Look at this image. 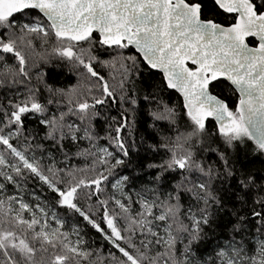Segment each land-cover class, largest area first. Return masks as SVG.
Here are the masks:
<instances>
[{
  "label": "snow or ice",
  "instance_id": "6c2138e0",
  "mask_svg": "<svg viewBox=\"0 0 264 264\" xmlns=\"http://www.w3.org/2000/svg\"><path fill=\"white\" fill-rule=\"evenodd\" d=\"M0 264H264V0H0Z\"/></svg>",
  "mask_w": 264,
  "mask_h": 264
},
{
  "label": "trees",
  "instance_id": "16d2710c",
  "mask_svg": "<svg viewBox=\"0 0 264 264\" xmlns=\"http://www.w3.org/2000/svg\"><path fill=\"white\" fill-rule=\"evenodd\" d=\"M53 71H55V69H53ZM64 75H65V73L62 72L61 75L57 77V79H61L62 80Z\"/></svg>",
  "mask_w": 264,
  "mask_h": 264
}]
</instances>
